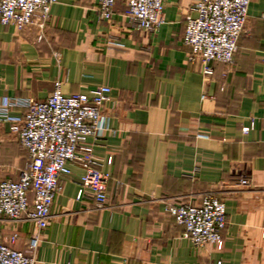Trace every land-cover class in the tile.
Masks as SVG:
<instances>
[{
    "label": "crops",
    "instance_id": "crops-1",
    "mask_svg": "<svg viewBox=\"0 0 264 264\" xmlns=\"http://www.w3.org/2000/svg\"><path fill=\"white\" fill-rule=\"evenodd\" d=\"M163 2L154 32L126 15L124 0L110 20L99 18L98 0H58L41 39L34 27L0 23V102L44 100L56 80L65 94L111 88L108 128L87 140L110 174L105 204L75 199V164L60 177L47 227L0 214V234L17 233L14 248L37 234L34 264H264V0H249L233 63L212 62L211 75L183 44L192 0ZM9 125L0 120V182L27 164ZM205 192L225 203L220 248H194L161 208Z\"/></svg>",
    "mask_w": 264,
    "mask_h": 264
},
{
    "label": "built area",
    "instance_id": "built-area-1",
    "mask_svg": "<svg viewBox=\"0 0 264 264\" xmlns=\"http://www.w3.org/2000/svg\"><path fill=\"white\" fill-rule=\"evenodd\" d=\"M126 15L145 32H154L164 24L163 0H124ZM58 0H0V23L22 30L34 27L41 39L51 6ZM115 0H98L100 19L110 20ZM249 0H192L185 14L183 44L189 61L199 60L205 74L211 75L212 62L233 63L238 40L244 31ZM59 59L60 53H53ZM111 99V88L100 85L88 93L65 94L56 80L44 100L8 99L0 102V120L10 122L13 132L27 154V164L16 180L0 182V214L12 220H33L39 230L48 226L53 200L61 191L62 175H70L77 164L82 172L73 179L76 200L92 199L102 206L107 200L110 174L100 168L101 160L93 155L89 137L101 136L107 127L104 104ZM12 107L23 108L11 115ZM244 126L243 131H248ZM111 162L108 156L106 163ZM241 176L238 183L250 184ZM31 205V207H29ZM161 208L173 216L183 229L182 235L194 248L222 244L226 226L224 201L213 192H205L198 202L163 201ZM17 233L0 234V264H34L37 234H31L27 248L13 247Z\"/></svg>",
    "mask_w": 264,
    "mask_h": 264
}]
</instances>
